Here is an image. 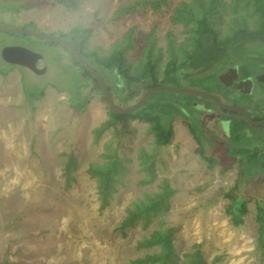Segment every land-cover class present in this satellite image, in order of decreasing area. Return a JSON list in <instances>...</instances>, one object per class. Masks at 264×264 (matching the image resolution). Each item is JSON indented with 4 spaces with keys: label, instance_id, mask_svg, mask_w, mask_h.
Instances as JSON below:
<instances>
[{
    "label": "rangeland",
    "instance_id": "1",
    "mask_svg": "<svg viewBox=\"0 0 264 264\" xmlns=\"http://www.w3.org/2000/svg\"><path fill=\"white\" fill-rule=\"evenodd\" d=\"M37 1L0 0V14L9 15H0V25L65 39L77 26L93 24L84 51L99 49V54L109 52L114 42L123 40L134 28L136 49L126 55L132 64L139 61L149 43L154 42L155 54L162 50L163 61L169 55L170 43L174 48H188L189 33L183 24L172 21L182 0H165L158 7L154 0H84L82 9L75 15L68 10L62 19L59 15L63 13L56 15L49 10L53 3L28 8ZM118 8L132 9L115 26L105 25ZM218 28L223 32L224 24ZM145 36H150L149 42ZM80 40L74 42L76 48ZM17 43L44 56L43 74L11 66L2 59L3 49ZM225 66H235L241 78L260 73L264 69V38L242 39L225 49L209 40L188 68L165 85L216 94L223 102L239 107L243 102L254 105L260 101L264 110L260 83H253V93L247 97L225 90L218 80ZM11 69H16L22 84L14 76H2ZM0 70L5 71L0 75V264H135L138 258L159 252L158 247L138 250L136 244L153 231L166 228L176 230L172 239L174 264H190L200 256L204 264H264V127L255 128L229 113L226 121L220 120L222 111L209 100L162 91L152 94L146 104L155 103L159 111L169 115L172 127L177 119L178 131L169 144L156 146L150 124L142 120H129L125 130L117 126L96 139L94 130L108 117L107 103L92 80L81 76V69L61 45L0 31ZM104 74L111 89L123 99L126 87L116 86L121 80L109 70ZM48 86L57 91H47ZM43 90L45 94L35 99ZM78 96L89 98L82 113L71 107V98ZM207 103L212 104L218 122L212 139L227 151L228 158L236 159L225 174L201 158L189 130V125L196 127L197 117L209 114L200 111ZM130 104L116 103L118 107ZM109 151H115L119 168L114 172L116 183L109 202L101 207L98 183L87 171L107 163ZM249 157L254 158L253 163L248 162ZM240 161L252 182H237ZM153 174L152 182H146ZM164 181L174 192L169 210L153 218L145 229L141 220L134 227L120 229L127 208L147 201V195L164 193ZM234 201L249 206L239 215L243 220L239 226L233 225L228 213Z\"/></svg>",
    "mask_w": 264,
    "mask_h": 264
},
{
    "label": "trees",
    "instance_id": "2",
    "mask_svg": "<svg viewBox=\"0 0 264 264\" xmlns=\"http://www.w3.org/2000/svg\"><path fill=\"white\" fill-rule=\"evenodd\" d=\"M60 5H63L67 9L76 10L82 0H54ZM155 7L165 0H154ZM149 2H145V5ZM166 4V3H165ZM35 6V3H31L28 8ZM132 8H118L114 15L109 19V22H115L122 17L128 15ZM241 11V14H237ZM230 12V17L225 21V15ZM251 15V17H249ZM250 18H254V21H250ZM172 21L175 23H181L185 27L189 37L187 39V47L174 48L173 44H169V55L163 61L162 50H157L154 42L149 43L147 50L142 51V57L137 63H131L126 58L127 52L133 51L136 47L133 44L132 37L134 35V28H132L125 38L121 41L115 42L109 52L105 54H99L95 49L93 51L85 52L84 46L87 43L88 37L92 30L90 28H74L68 34L64 36L71 44L77 39H81L79 42L80 47L77 50L91 63V65L102 75L107 82L111 93L115 99V103L122 102L124 104L133 103L138 98L141 91L149 89L152 86L165 84L168 80L177 78L176 73H179L183 69L188 68L189 63L194 60L203 50L204 44L209 40L217 48L225 49L239 40H253L256 38H264V0H182L174 9ZM224 24L223 32H220L221 25ZM253 26V27H252ZM150 36H145V40L148 41ZM149 42V41H148ZM52 44H57L52 42ZM58 45V44H57ZM64 48V47H63ZM76 48V47H75ZM65 49V48H64ZM73 64L78 66L82 74L81 76L89 77L95 89L101 93V99L107 103L100 87L93 77L87 72V70L81 66L75 58L71 55ZM179 57H182L179 59ZM164 62L163 68L160 73V65ZM109 70L115 73L121 80L117 82L116 86L120 85L126 87L127 94L122 99L119 94L115 93L111 89L109 81L105 78L104 72ZM0 72H5L0 70ZM7 73V72H5ZM124 84V86H123ZM119 86V87H120ZM24 92L28 91L25 90ZM94 89V90H95ZM119 90V89H116ZM25 92V93H26ZM44 95V90L40 91L35 97L38 99ZM151 98V97H150ZM148 98L147 100H149ZM71 107H73L79 113L84 111V108L89 102V98L85 96L77 98H71ZM145 102L138 110L126 114L119 115L113 114L108 107V117L104 123L94 130L95 138L97 139L102 133L111 128L121 126L124 130L128 127L129 120H142L150 124L151 131L154 134L155 145L164 146L170 143L173 136L172 119L165 112L159 111L155 103ZM146 105V106H145ZM167 117H163L164 115ZM175 117L176 116H172ZM162 118L164 120H162ZM162 121H165L163 124ZM198 128V127H197ZM192 128L189 125L191 134L196 139L199 148L198 152L201 158L206 162L209 167L219 166L220 173H226L231 170L235 158L229 157L224 149L220 148L212 139V133L209 129L204 137L198 135L200 129ZM206 129V128H205ZM210 132V133H209ZM206 139V140H205ZM110 152V151H109ZM116 153L113 151L109 155H106L105 164H96L89 168L87 173L90 178H95L98 183V189L101 194V207H105L108 198L114 191V184L116 179L114 178V172L119 168L118 159L115 157ZM253 157H249L248 162L253 163ZM242 161L239 162V173L237 182L244 180L251 181V177H246L244 173ZM248 178V179H247ZM146 182H152L154 179L151 175ZM71 180V177H69ZM252 182V181H251ZM163 189L164 193H157L154 196H146L147 201H139L133 204L131 208H127V215L124 217L123 222L120 225V229L128 227H134L138 221H142V227L145 229L149 226L153 218L163 216L169 210V198L174 192L169 188L168 184L164 181ZM246 212L244 202H233L229 207L228 213L231 214V220L234 226H239L243 223V220L239 215ZM162 222L160 225L162 226ZM174 228L157 229L153 231L148 237L143 238L136 244V249L141 250L144 248L158 247L159 252L155 254H146L144 257L138 258L135 264H174L171 257H173L174 249L172 245L173 235L175 233ZM189 255L186 256V258ZM190 264H204L202 257H195Z\"/></svg>",
    "mask_w": 264,
    "mask_h": 264
},
{
    "label": "water",
    "instance_id": "3",
    "mask_svg": "<svg viewBox=\"0 0 264 264\" xmlns=\"http://www.w3.org/2000/svg\"><path fill=\"white\" fill-rule=\"evenodd\" d=\"M0 31L19 34V35L34 36L41 39H47L64 47L97 82L107 102V106L109 107L110 111L113 114H119V115L130 114L138 110L152 94L156 92L166 91L172 93H185L199 98L208 99L211 102H213L218 109L224 111H231L243 116L245 121L251 126L254 127L264 126V119L261 120L252 119L242 107L229 105L223 102L216 94L201 92L199 90L191 89V88L171 87L165 84L152 86L151 88L147 89L135 102L131 103L130 105H127L126 107H118L115 103V99L111 93V90L107 82L102 77V75L69 41L63 38L56 37L51 34L41 33L34 30H24L14 27H7L3 25H0ZM2 58L9 64L27 68L28 70L32 71L35 74H43L45 72L46 60L44 56L40 53L33 52L23 46H7L2 51ZM40 67H42L43 69L39 70ZM218 80L221 83V85L231 90L240 91V93L243 94L251 93V89L249 91L247 90L248 86L251 83L250 80L247 79L246 81H241L237 77L236 71L233 68L228 70L226 73L221 74L218 77Z\"/></svg>",
    "mask_w": 264,
    "mask_h": 264
},
{
    "label": "flooded vegetation",
    "instance_id": "4",
    "mask_svg": "<svg viewBox=\"0 0 264 264\" xmlns=\"http://www.w3.org/2000/svg\"><path fill=\"white\" fill-rule=\"evenodd\" d=\"M11 46H22V45H20V44H15V45H11ZM24 47V46H23ZM3 59V58H2ZM4 60V59H3ZM5 61V60H4ZM6 62V61H5ZM7 63V62H6ZM7 64H9V63H7ZM9 65H11V66H15V65H12V64H9ZM17 67V66H16ZM19 67V66H18ZM234 67L235 66H225L223 69H221L220 70V74H219V76L221 75V74H223V73H226L228 70H230V69H234ZM236 67H238V66H236ZM20 68H24V67H20ZM25 69H27V68H25ZM28 70V69H27ZM30 71V70H29ZM261 73H264V69L262 68V70H261V72L260 73H258V74H256L255 76H253V77H250V76H246V77H240V75H239V73L236 71V75H237V77L241 80V81H246L247 79H249L250 80V85H251V93H253V83H255V82H257V83H260V84H258V86L260 87V89L262 90L263 88H264V76H260L261 75ZM0 75H1V72H0ZM218 76V77H219ZM262 82V83H261ZM257 85V84H256ZM224 87V86H223ZM225 90H227V91H229V92H231V93H234V92H236V93H240V91H235V90H231V89H229V88H226L225 87ZM250 93V94H251ZM264 89L262 90V92H261V96L262 97H264ZM241 95H244V96H249V94H243V93H240ZM218 96V95H217ZM219 97V96H218ZM199 98V97H198ZM220 98V97H219ZM203 99H205V98H203ZM208 100V99H207ZM246 100H247V98H246ZM210 101V100H209ZM211 102V101H210ZM260 102V101H259ZM259 102H257V103H255L254 105H252V102H243V104L241 105L242 106V108L247 112V114L252 118V119H254V120H261L262 118L264 119V110L261 108V106H260V104H259ZM213 105H215L213 102H211ZM211 103H207V104H205V109L204 110H200V111H202L203 112V114H206V113H211L212 111H213V108H212V104ZM207 105V106H206ZM203 107V106H202ZM249 108V109H248ZM197 110H198V108H196ZM219 111L221 112V114L220 115H223V117L221 116V117H219V119L220 120H224V121H226V117H228V114L227 113H229V114H235V115H239V114H237V113H234V112H231V111H224V110H221V109H219ZM227 115H225V114ZM196 114V112H193V115H195ZM225 116V117H224ZM240 117H242L243 118V116H241V115H239ZM261 116V117H260ZM217 117L216 116H213V115H210V117H207V116H204V115H201L200 117H197L196 118V120H195V123L196 124H194L195 126H196V128L197 129H200V131H198V135H200V136H202V137H204L205 136V134H207L206 132H208L209 131V129H211V133L213 134V132L214 133H216L215 131H216V128H217V124H218V122H217V119H216ZM244 119V118H243ZM207 121L206 122V124L207 125H205V124H203V121ZM245 120V119H244ZM221 124H223V123H221ZM264 127V126H263ZM206 128V129H205ZM255 128H262V127H255ZM210 133V132H209ZM194 137V136H193ZM206 140V139H205Z\"/></svg>",
    "mask_w": 264,
    "mask_h": 264
},
{
    "label": "crops",
    "instance_id": "5",
    "mask_svg": "<svg viewBox=\"0 0 264 264\" xmlns=\"http://www.w3.org/2000/svg\"><path fill=\"white\" fill-rule=\"evenodd\" d=\"M84 0H82L81 2H80V4H79V7H78V9H76V10H70V9H67L66 7H64L63 5H60V4H58L57 2H55V1H52V0H38L37 1V3H35V6L34 7H32V8H36V7H38V6H42V5H48V4H51V3H53V4H51L52 6V8H50L49 10H51V11H53L56 15L58 14V13H60V14H62L63 13V15H59V19L61 18H63L64 17V15H65V13H66V11H67V14H68V10L72 13V15L74 14V12H76V11H78L79 9H82L81 8V6L83 5H85V2H83ZM82 6V7H83ZM63 7V8H62ZM117 10V9H116ZM116 10H114L111 14H110V17L105 21L106 22V24L105 25H110V26H115L114 24H116L117 22H119V21H122L123 20V18H125V17H122L121 19H119V20H117V21H115V22H109V19L114 15V13H115V11ZM48 14H50V12H48ZM1 16H4L5 18H9V15L8 14H6V13H1L0 14ZM6 15H8V16H6ZM75 15V14H74ZM75 18V17H74ZM99 20V22H101L100 21V19H98ZM93 24H91V25H88V26H85V27H80V26H77L76 28H90L92 31L94 30V26H92ZM91 35V34H90ZM90 38V36L88 37V40H87V42L90 40L89 39ZM115 43V42H114ZM86 45V44H85ZM84 48V50H85V46L83 47ZM32 72V71H31ZM33 73V72H32ZM35 74V73H34ZM19 74L16 72V69H11V71H8L7 73H5L4 75H2L3 77H12V76H14V77H16V79L18 78V80H19V82L21 83V79H19V76H18ZM38 75V74H37ZM0 78H1V76H0ZM12 81H14V78L12 79ZM22 84V83H21ZM22 88H23V85H22ZM51 90H54V91H57L55 88H53V87H51V86H48V90L47 91H51ZM45 92V91H44ZM61 93V92H60ZM45 94V93H44ZM62 94V93H61ZM94 96L95 97H97L98 96V94L97 93H94ZM88 105V104H87ZM213 112H214V110L211 112V113H209V114H207V116H209V115H213ZM177 119L176 120H174L173 121V131H174V133H173V136H172V138H171V140L174 138V136H176V133H177V131H178V128H176L177 126ZM182 135H185L184 133L182 134ZM195 145L197 146V148H199V145H198V143H195ZM236 165V164H235ZM219 167V166H218ZM237 167H238V165H237ZM239 168V167H238ZM219 169V172H220V167L218 168ZM238 173H239V171H238ZM223 174H225V173H223ZM238 179V175H237V178H236V180ZM251 179V178H250ZM242 182V181H241ZM243 183H245V182H243ZM235 184H236V182H235ZM231 200H233V198L231 197ZM247 208L249 209V206H247ZM246 208V209H247Z\"/></svg>",
    "mask_w": 264,
    "mask_h": 264
}]
</instances>
